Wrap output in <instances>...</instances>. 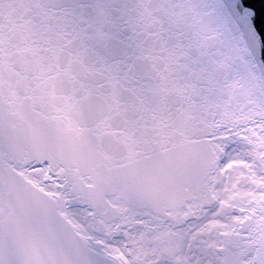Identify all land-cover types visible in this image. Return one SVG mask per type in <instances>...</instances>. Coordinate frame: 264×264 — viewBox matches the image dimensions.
Wrapping results in <instances>:
<instances>
[{"label":"snow or ice","instance_id":"1","mask_svg":"<svg viewBox=\"0 0 264 264\" xmlns=\"http://www.w3.org/2000/svg\"><path fill=\"white\" fill-rule=\"evenodd\" d=\"M0 264H264V0H0Z\"/></svg>","mask_w":264,"mask_h":264}]
</instances>
